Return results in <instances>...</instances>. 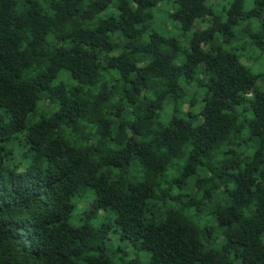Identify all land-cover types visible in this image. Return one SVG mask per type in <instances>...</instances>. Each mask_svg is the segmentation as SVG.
<instances>
[{"label": "clouds", "instance_id": "1", "mask_svg": "<svg viewBox=\"0 0 264 264\" xmlns=\"http://www.w3.org/2000/svg\"><path fill=\"white\" fill-rule=\"evenodd\" d=\"M0 264H264V0H0Z\"/></svg>", "mask_w": 264, "mask_h": 264}]
</instances>
